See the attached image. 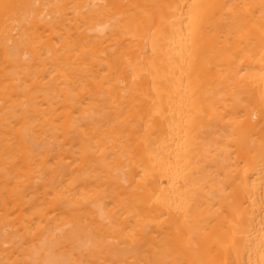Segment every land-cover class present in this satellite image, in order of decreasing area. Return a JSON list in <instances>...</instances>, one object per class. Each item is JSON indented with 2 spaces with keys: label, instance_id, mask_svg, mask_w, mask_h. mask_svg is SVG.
Returning <instances> with one entry per match:
<instances>
[{
  "label": "bare ground",
  "instance_id": "obj_1",
  "mask_svg": "<svg viewBox=\"0 0 264 264\" xmlns=\"http://www.w3.org/2000/svg\"><path fill=\"white\" fill-rule=\"evenodd\" d=\"M0 264H264V0H0Z\"/></svg>",
  "mask_w": 264,
  "mask_h": 264
}]
</instances>
